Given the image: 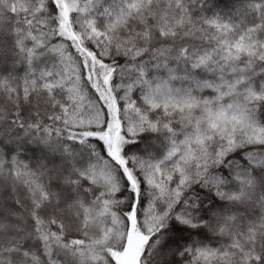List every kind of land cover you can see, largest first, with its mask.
<instances>
[{
  "label": "snow or ice",
  "instance_id": "6c2138e0",
  "mask_svg": "<svg viewBox=\"0 0 264 264\" xmlns=\"http://www.w3.org/2000/svg\"><path fill=\"white\" fill-rule=\"evenodd\" d=\"M0 264H264V0H0Z\"/></svg>",
  "mask_w": 264,
  "mask_h": 264
}]
</instances>
